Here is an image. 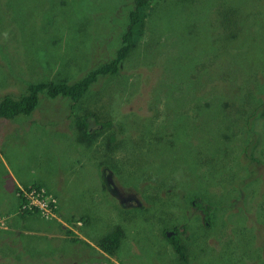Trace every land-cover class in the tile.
<instances>
[{
  "label": "rangeland",
  "instance_id": "1",
  "mask_svg": "<svg viewBox=\"0 0 264 264\" xmlns=\"http://www.w3.org/2000/svg\"><path fill=\"white\" fill-rule=\"evenodd\" d=\"M58 1L0 0V96L72 82L114 55L132 0ZM151 2L139 46L77 107L41 94L31 113L0 116V216L15 211L36 230L15 226L12 250L14 236L0 237V264H264V0ZM83 111L113 120L89 145L68 116ZM6 165L59 207L21 216L7 206ZM241 202L248 209L226 215ZM36 217L51 222L37 228ZM114 229L108 253L97 243Z\"/></svg>",
  "mask_w": 264,
  "mask_h": 264
},
{
  "label": "trees",
  "instance_id": "2",
  "mask_svg": "<svg viewBox=\"0 0 264 264\" xmlns=\"http://www.w3.org/2000/svg\"><path fill=\"white\" fill-rule=\"evenodd\" d=\"M152 0H132V6H130V10L128 12V18H127V24L125 27V30L123 31L121 38H120V44L115 50L114 55L109 58L108 60H105L94 67L92 69L88 70L83 76L79 77L78 79L70 82L66 79H63L61 77L56 78H42L40 80H33L29 81L23 90H21L18 93L13 92H6L2 96H0V116L3 117H12L17 114H29L33 111V109L37 106L40 95L44 94L45 96L49 97H55L59 96L61 98H66L71 101V106L77 107L79 100L84 96V94L91 88L93 83H95L98 79L101 77L112 75L119 71V69L122 66V63L124 59L127 57V55L134 49L139 46L141 43L140 40L144 37L145 29H146V22L147 18L149 16V8L152 4ZM56 4L65 5L63 0H59L56 2ZM67 6V5H65ZM49 7H52V4H49ZM72 8V6H69ZM73 12L75 10L73 9ZM53 14L51 11H45L43 12V15L49 17V20L53 19ZM76 16L80 19V26L79 30L85 26L84 17L83 15ZM76 24L74 25V27ZM41 52L45 53V49H41ZM99 113L94 111L93 113L90 111H83V115H76V114H70L68 115L71 119L76 120V127L79 131V135H77L78 141L80 143L89 145L92 141L95 140V138L100 135V133L109 127L113 125V120L110 117H100L98 115ZM91 115H94L100 123V127H97L90 130V127L88 126V120L91 117ZM114 137L113 133H108L106 136L107 142L112 141ZM203 159L207 160L210 159V156H206L199 160L203 163ZM253 161H256L255 157H251ZM205 162V161H204ZM206 168H209L205 165ZM218 168V166L216 167ZM247 183V182H246ZM31 185L37 187V189L40 187V184L35 182ZM246 185V184H245ZM29 186V185H28ZM27 187V186H25ZM46 191V194L52 193ZM19 194V212H21V216H23L26 213H38L41 212L37 206H32L31 208L26 209H20L21 203H24L27 201V198L23 196L22 190H18ZM56 196V194L54 193ZM53 195V197H54ZM197 193H192V196H189L190 199L196 198ZM224 201L219 200V204H223ZM241 202L240 206L234 205L237 209L234 212L227 213V216H232L233 213L236 214L240 209H248V206H244ZM218 204V205H219ZM59 205L55 203V207L53 210L57 209ZM38 209V210H37ZM60 210V209H58ZM57 210V211H58ZM56 211V212H57ZM242 212V211H240ZM243 213V212H242ZM238 226V225H237ZM239 229H251L252 227H249L246 225V223L243 221L241 225L238 226ZM115 230V229H114ZM121 229H116L115 231H111L110 233H107L103 235L99 240L97 245L101 247L102 250L108 253H113L114 250L117 248L119 244V235H120ZM167 236V235H166ZM169 240L171 241L172 245L175 247L176 252L181 255L182 258L185 257V251L184 246L181 241V237L174 233L170 235ZM42 237H34L32 240L27 241V243L30 244L31 241H40ZM262 256V254H261Z\"/></svg>",
  "mask_w": 264,
  "mask_h": 264
},
{
  "label": "crops",
  "instance_id": "3",
  "mask_svg": "<svg viewBox=\"0 0 264 264\" xmlns=\"http://www.w3.org/2000/svg\"><path fill=\"white\" fill-rule=\"evenodd\" d=\"M6 168H7V172L9 174V179L6 183V187H7V195L5 197V199H7V203L6 205H10L11 208L15 207L18 205L19 207V204H20V197H19V194H18V190H21L22 187H25V186H28L30 184H24L23 183V179L20 178V177H17L14 172L8 168V165H6ZM39 179H44L43 176H41ZM35 183V182H33ZM42 185H44L43 182H40ZM32 184V183H31ZM23 185V186H22ZM50 189V188H49ZM51 190V189H50ZM8 192H11L12 194L8 193ZM19 214L21 215V212H19ZM59 216L63 219H61V223L59 224L58 222V227L59 228H63L62 225H64L66 228L69 227V225L65 224L64 223V219L66 216H62L60 210H59ZM4 216H0V237H3V236H11L13 235L14 236V239H12L13 242H11V250L14 249V247H17V246H22V244L20 243L19 241V238H21V235L17 232L14 231V227L15 226H21L24 230L22 231L24 235H28L29 232H35L36 230L34 229H29V223L28 221L24 222L22 221V224L19 223L20 222V218L18 217L17 215V212L13 211L12 213H10L9 215H6L5 213L3 214ZM58 217V219L60 218ZM22 218V217H21ZM68 218H70V215H68ZM25 220V219H24ZM36 221H38L35 225V227L39 228V227H47L48 226V222L50 223L51 220H47L46 219H40V218H37L35 219ZM56 221V220H54ZM18 223V225H16ZM54 223V222H52ZM56 224V223H54ZM57 225V224H56ZM79 227L81 226L80 224L78 225ZM45 228H43L44 230ZM40 231V229L38 230ZM73 232H75V229L72 230ZM37 233V232H36ZM77 234V233H76ZM23 245H25V241L23 242Z\"/></svg>",
  "mask_w": 264,
  "mask_h": 264
},
{
  "label": "built area",
  "instance_id": "4",
  "mask_svg": "<svg viewBox=\"0 0 264 264\" xmlns=\"http://www.w3.org/2000/svg\"><path fill=\"white\" fill-rule=\"evenodd\" d=\"M23 196L27 198V201L21 203L20 209L31 208L32 206H37L38 209L46 214H50L53 212V208L55 207V198L51 193L46 194L44 189L29 186L22 187Z\"/></svg>",
  "mask_w": 264,
  "mask_h": 264
},
{
  "label": "flooded vegetation",
  "instance_id": "5",
  "mask_svg": "<svg viewBox=\"0 0 264 264\" xmlns=\"http://www.w3.org/2000/svg\"><path fill=\"white\" fill-rule=\"evenodd\" d=\"M244 153H245V151H244ZM247 155V154H246ZM203 162H204V159H203ZM200 163V165L202 166V167H204L205 166V164L204 163H202L201 161L199 162ZM203 164V165H202ZM231 171H232V167H231ZM233 173V172H232ZM234 176V175H233ZM133 198V200L134 201H136V198H135V196H132ZM131 198V197H130ZM126 199V198H125ZM127 202H129L128 200H126ZM138 201V200H137ZM193 202H194V199H193ZM167 232H169V231H167ZM177 231H175V230H173V232L171 231V235L172 234H174V233H176ZM176 234H178V233H176ZM179 235V234H178ZM262 252H264V251H262ZM262 257H264L263 255H262Z\"/></svg>",
  "mask_w": 264,
  "mask_h": 264
},
{
  "label": "water",
  "instance_id": "6",
  "mask_svg": "<svg viewBox=\"0 0 264 264\" xmlns=\"http://www.w3.org/2000/svg\"><path fill=\"white\" fill-rule=\"evenodd\" d=\"M170 234V232H167V235H169Z\"/></svg>",
  "mask_w": 264,
  "mask_h": 264
}]
</instances>
